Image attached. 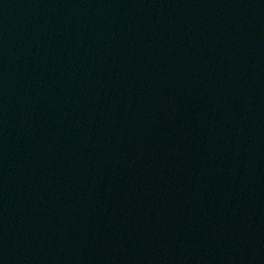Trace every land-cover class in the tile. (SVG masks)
Returning <instances> with one entry per match:
<instances>
[{
    "label": "water",
    "instance_id": "water-1",
    "mask_svg": "<svg viewBox=\"0 0 264 264\" xmlns=\"http://www.w3.org/2000/svg\"><path fill=\"white\" fill-rule=\"evenodd\" d=\"M0 264H264V0H0Z\"/></svg>",
    "mask_w": 264,
    "mask_h": 264
}]
</instances>
